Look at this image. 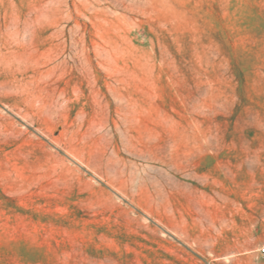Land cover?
I'll use <instances>...</instances> for the list:
<instances>
[{
	"label": "rangeland",
	"instance_id": "374dc122",
	"mask_svg": "<svg viewBox=\"0 0 264 264\" xmlns=\"http://www.w3.org/2000/svg\"><path fill=\"white\" fill-rule=\"evenodd\" d=\"M264 0H0V264H264Z\"/></svg>",
	"mask_w": 264,
	"mask_h": 264
},
{
	"label": "built area",
	"instance_id": "2783aa9c",
	"mask_svg": "<svg viewBox=\"0 0 264 264\" xmlns=\"http://www.w3.org/2000/svg\"><path fill=\"white\" fill-rule=\"evenodd\" d=\"M259 251L262 255H264V244L259 247Z\"/></svg>",
	"mask_w": 264,
	"mask_h": 264
}]
</instances>
